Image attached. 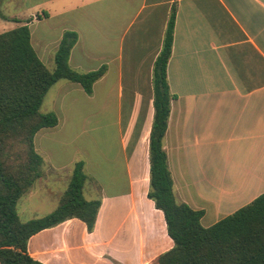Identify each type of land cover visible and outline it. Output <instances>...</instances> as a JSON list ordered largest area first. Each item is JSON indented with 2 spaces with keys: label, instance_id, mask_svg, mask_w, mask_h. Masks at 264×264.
I'll use <instances>...</instances> for the list:
<instances>
[{
  "label": "crops",
  "instance_id": "1",
  "mask_svg": "<svg viewBox=\"0 0 264 264\" xmlns=\"http://www.w3.org/2000/svg\"><path fill=\"white\" fill-rule=\"evenodd\" d=\"M16 2L0 0L3 9H13ZM172 9L167 83L174 97L162 146L174 196L203 209L201 221L208 216L207 209L204 204L193 206L186 192L190 167L207 161L205 168L212 169L210 175L202 171L203 179H216L215 199L202 195L212 203L211 221L201 223L209 226L264 191V0H23L17 15L9 17L20 20L15 26L28 24L39 58L49 61L63 32L74 30L78 39L69 65L86 72L106 64L91 94L66 81L60 87L62 108L71 99V111L88 107L89 113L99 97L106 105L108 89L117 85L127 134L122 146L127 167L136 172L141 161L136 154L144 151L147 183L152 69ZM49 162L54 168L64 167ZM56 180L64 187L54 188L58 203L69 179ZM89 180L84 196L101 199L93 230L89 232L77 218L43 229L28 240L31 256L43 264H147L149 247L155 244L157 256L156 249L166 247L164 252L172 246L161 211L146 196L147 185L135 190L141 181L131 178L124 188L108 190L109 184L94 179L101 189L93 194L86 190ZM136 194L146 211V205L138 211ZM124 197L128 202L122 204Z\"/></svg>",
  "mask_w": 264,
  "mask_h": 264
},
{
  "label": "trees",
  "instance_id": "2",
  "mask_svg": "<svg viewBox=\"0 0 264 264\" xmlns=\"http://www.w3.org/2000/svg\"><path fill=\"white\" fill-rule=\"evenodd\" d=\"M174 19L172 9L152 69L154 113L148 140L146 196L161 211L166 234L172 241V246L159 254L158 262L264 264V191L209 226L201 224L203 209L175 199L162 146L170 100L174 97L167 83ZM77 39L76 31L63 32L54 52V68L49 69L31 43L26 22L0 32V264H43L28 252L29 238L67 219L77 218L89 232L93 230L101 199L84 196L88 176L82 159L74 163L67 187L52 211L21 221L16 210L19 198L42 174L43 157L35 149V134L59 121L55 112H41L45 94L60 79L78 83L91 94L93 83L107 69L106 64L86 72L73 69L68 58Z\"/></svg>",
  "mask_w": 264,
  "mask_h": 264
},
{
  "label": "rangeland",
  "instance_id": "3",
  "mask_svg": "<svg viewBox=\"0 0 264 264\" xmlns=\"http://www.w3.org/2000/svg\"><path fill=\"white\" fill-rule=\"evenodd\" d=\"M16 1L13 9H3L2 4H0V32L15 26L16 23L13 19L16 18L9 17V15H17L16 11L21 10L23 0ZM40 58L49 69L54 68L52 56L49 57V61H46L41 55ZM66 81L68 80L60 79L55 82L45 94L40 107L41 112H55L59 121L56 126L42 128L35 134V149L43 157L42 174L35 180L30 192L27 190L17 201L16 210L21 221L44 216L56 207L57 194L59 193L54 188L62 186V184L59 185L56 182V179H69L74 163L80 159L84 161V171L88 176L87 179H90L86 188L88 193L93 192L94 194V192L97 193L101 189L98 182L94 179H99L104 184H109L108 190H113L116 187L118 189L124 188L128 183V179L131 178L137 179L138 182L141 181V183L135 185V190L142 185H147L149 189V175L148 182H144V173L147 170L148 163L144 151H138L136 154L139 157L138 161L141 160L138 167L136 166V172L134 170L133 173H130L127 167L122 149L123 141L124 139L126 141L127 134L124 120L120 118L119 114V87L116 85L108 89L109 97L106 105L102 103V97H99L95 101V109L93 111L88 113V107H86L76 113L74 109L71 111L74 106L71 99L66 100V107L62 108L61 102L64 103L65 100L61 99L62 91H60V87ZM131 143L133 144L132 141ZM128 150L131 151L130 148ZM49 159L59 162L64 167L54 168ZM206 164L207 161L203 162L202 166L197 163L190 167L191 178L188 180L191 183L186 191L193 200L191 201L193 206L199 208L201 204H204V208L207 209L208 216L206 215L201 221L203 225L211 221L212 216H209V211L212 209V207L210 208L212 203L208 199H203L205 197L202 195L215 199L216 181L211 176L213 179L202 178V171L210 175L209 171L212 170L211 168H205ZM130 174H132L131 177H129ZM212 174L214 176V173ZM85 196L87 195L85 194ZM136 196V205L138 211H141L146 204L144 203L143 207H140L142 202L138 199L137 194ZM121 199L122 204L128 202L126 197ZM125 199L127 201H124ZM175 199L180 202L178 196ZM147 208L146 205L145 211ZM142 222L146 223L144 219ZM149 249H151V259L147 264H159L158 256L166 247L162 246L156 249L157 256H155V244Z\"/></svg>",
  "mask_w": 264,
  "mask_h": 264
}]
</instances>
